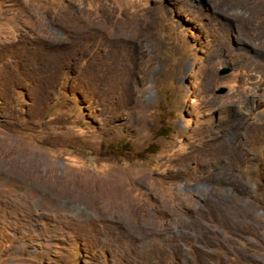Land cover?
I'll return each instance as SVG.
<instances>
[{
	"label": "rangeland",
	"instance_id": "374dc122",
	"mask_svg": "<svg viewBox=\"0 0 264 264\" xmlns=\"http://www.w3.org/2000/svg\"><path fill=\"white\" fill-rule=\"evenodd\" d=\"M0 264H264V0H0Z\"/></svg>",
	"mask_w": 264,
	"mask_h": 264
},
{
	"label": "water",
	"instance_id": "95a60500",
	"mask_svg": "<svg viewBox=\"0 0 264 264\" xmlns=\"http://www.w3.org/2000/svg\"><path fill=\"white\" fill-rule=\"evenodd\" d=\"M229 72V70L223 69L221 71V75L227 74ZM226 89L225 88H219L218 90H216V94L222 95L225 94Z\"/></svg>",
	"mask_w": 264,
	"mask_h": 264
}]
</instances>
